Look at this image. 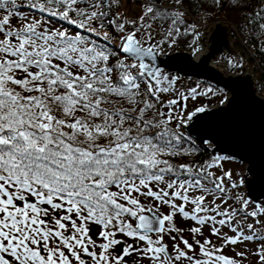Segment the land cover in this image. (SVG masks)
<instances>
[{
	"label": "trees",
	"instance_id": "obj_1",
	"mask_svg": "<svg viewBox=\"0 0 264 264\" xmlns=\"http://www.w3.org/2000/svg\"><path fill=\"white\" fill-rule=\"evenodd\" d=\"M65 1L0 0V11H24L49 24L73 29L72 23L86 31V36L78 38L51 36L71 48L68 56L60 49L44 47L42 36L35 31L21 32L18 35L22 38L38 43L35 51L45 50L29 59L17 57L21 52L15 50V58L0 61V213L7 212L5 218L13 224L8 229L1 227L0 234L13 239L19 228L33 229L29 225L36 219L35 213L28 212V219L11 218L14 205L10 202L15 196L45 201L38 206L32 203L36 209L29 207L38 215L42 209L74 206L88 221L104 222L105 231L119 234L118 215L125 211L114 202L112 192L124 186L148 189L166 182L188 191L206 184L219 203L237 204L234 211L215 205L218 216L213 218L218 223L225 222L222 215H228L229 221L234 216L253 217L238 206L243 203L233 192L236 186H217L212 173L217 163L213 164L185 133L167 96L137 68L134 79H127V64L120 61L125 55L117 50L108 22L111 15L114 30L121 37L140 18L138 24L144 33H139V38L153 36L164 50L186 51L196 47L200 31L216 22L225 23L234 48L260 82L264 97V0H162L163 5L133 9L132 26L124 18L128 13L114 0L109 1V12L103 0H96L101 10L96 17L98 28L86 25L95 6L77 0L75 5L81 10L69 9ZM119 2L127 7L125 0ZM179 7L186 12H180ZM57 57H62V64L79 67V75L54 64L51 59ZM224 64L227 66L226 61ZM227 68L230 72L238 70ZM202 86L210 89L202 104L215 105L226 95L209 82ZM148 194L152 197V190ZM183 211L180 217L186 231L206 224H195ZM246 229L253 239L264 240V232L251 223ZM43 238L48 240L47 234ZM182 239L192 242L189 234ZM181 249L185 255H194L189 243ZM211 260L229 264L221 258Z\"/></svg>",
	"mask_w": 264,
	"mask_h": 264
},
{
	"label": "rangeland",
	"instance_id": "obj_2",
	"mask_svg": "<svg viewBox=\"0 0 264 264\" xmlns=\"http://www.w3.org/2000/svg\"><path fill=\"white\" fill-rule=\"evenodd\" d=\"M80 1L95 6L86 25L98 28L96 17L101 12L99 4L96 0ZM119 1L114 0L117 5L119 4L122 12L128 13L125 14L124 18L129 26L134 23L132 19L133 9L142 8L145 10L153 6V4L148 3V0H125L127 7ZM65 3L69 9L81 10L75 5L77 0H66ZM163 3L165 2L163 1ZM105 9L109 12L108 6L106 7L105 5ZM25 14L24 11L19 10L0 11V50L4 51L0 53V61L7 60L9 57L15 58L18 50L21 54L16 56H23L25 59L31 58L38 52L41 55L43 50H45L35 51L38 43L34 40L22 38V36L18 35L21 32L31 33V31H35L42 36L40 40L43 41L44 47L60 49L66 56L70 54L71 48L67 44H61L60 41L53 39L51 36H64L65 34L74 38L86 36L84 28L76 27L72 23L69 25H72L73 29H65L59 23V25L56 23L49 24L39 16ZM111 20L109 17L108 25L112 27L110 35L115 38L118 47L120 46L119 39L121 37L124 38L128 33L136 31L133 37L142 46L150 49H159L160 52L166 54L183 50L181 48L164 50L161 42L155 40L153 36L143 35V38H139L138 34L144 33V30H142L138 22L135 27L120 37L115 32ZM194 48L196 50L202 48L200 37L198 38V44ZM123 57L120 61L127 64V79L130 81L136 76L137 62L127 56ZM51 60L60 68L79 75L77 73L80 72V68L62 64L61 61H64L62 57ZM225 61L228 67L232 66L238 69L232 73H251L244 65V60L239 65L234 59L222 58L221 65L228 70L224 64ZM137 71L142 74L139 69ZM254 79L259 82L255 76ZM203 83L204 81L198 82L187 78L182 80L178 76L176 84L171 91H162L167 96L171 108L176 112V116L180 119V124H184L188 115L194 110L202 107H216L229 96L224 91L226 95L219 103L215 105L202 104L210 90L203 87ZM227 159L216 165V168L212 170L213 176L218 182L217 186L226 188L236 186L233 192L241 198V203H243L238 206L245 209L253 217L246 218L241 216L238 218L234 216L229 221L228 215H222L223 219L221 220H225V222H216L213 218V216H218L216 214L217 211H215V205L217 208L221 206V210L234 211L237 208V204L219 203L220 201H216L217 197L213 193H209L210 186L206 184L198 185L196 190L192 191L183 189L177 184H171V182L156 184V186H161L162 189L156 186L144 189L135 185L136 187L124 186L118 191L114 190L112 192L114 202L121 206V210L125 211L129 216L132 214L137 215L138 213V215H149V212H152L163 219L165 228L160 234L147 235V238H140L141 236L138 237L136 233L130 232L137 227L136 221H133L131 216L119 220L121 227L126 231L130 230L129 232L111 234L103 229L104 222L88 221L85 214L74 206H61L58 211L56 206L42 209V212L38 215V212H33V210L29 209V207H32L31 201L24 197L15 196L13 200L14 207L11 209L12 213L9 211L11 218L17 220L28 219L31 217L28 212L31 214L35 213L34 215H37V217L32 219L34 223L30 222L31 225L34 224L33 226L28 224L33 229L28 228V226H24L25 229L19 228L15 232L16 234L13 233L17 238L16 240L11 241L9 245L4 242L5 245L3 247L0 245V258H2L1 256L4 253L5 256H8L6 260L4 259L7 264H23L21 261H16L19 258L15 255L17 253L14 247L20 246L24 248L36 245V249L41 253L37 262H48L49 264H218L215 260H211V257L227 260L229 264H264V240L253 239L254 236L249 235L246 229L247 224L251 223L252 227L264 232V211L249 203L245 198L243 188L239 186V179L245 171V166L235 160ZM151 190L152 197L148 194ZM153 195H156V198ZM158 197H161L162 200H159ZM32 200L35 202V199ZM183 209L186 210L183 211L185 214L193 216L192 219H194L195 224L199 220L206 224L202 227L195 225L194 229L190 228L186 231L185 228L187 229V227L183 224L179 214ZM7 215L8 213L4 211L0 213V228L8 229L13 225L10 219L7 220L5 218ZM43 233L47 234L48 240L43 238L42 241ZM5 234H0V244L3 242ZM188 234L191 236L192 242L188 239L183 241L182 237H186ZM18 237L20 238L18 239ZM28 241L33 245H29ZM204 242H209L210 244L206 246ZM161 243L165 245L169 252L174 253L175 257L171 259L161 255ZM185 243H189L191 252L194 255L188 256L182 252L181 245ZM11 248L13 249L11 250ZM183 251L187 253L185 250ZM6 253L10 254L11 257ZM50 253H55L56 258L52 260ZM89 253L93 254L97 260L90 259L88 257ZM195 253L198 254L197 256L202 257H196Z\"/></svg>",
	"mask_w": 264,
	"mask_h": 264
},
{
	"label": "water",
	"instance_id": "obj_3",
	"mask_svg": "<svg viewBox=\"0 0 264 264\" xmlns=\"http://www.w3.org/2000/svg\"><path fill=\"white\" fill-rule=\"evenodd\" d=\"M104 1L107 7L108 0ZM148 3L160 5L161 0ZM200 39V49L166 54L140 45L129 35L119 39V50L136 61L147 80L164 92L171 91L177 76H182L209 82L229 95L216 107L191 112L182 127L208 153L210 160L229 158L245 165L239 186L246 200L264 211V98L259 94L260 83L249 72L233 74L221 65L224 57L239 65L243 63L232 45L228 25L216 22L201 32ZM137 223L141 232L154 235L162 232L163 221L152 212L140 216Z\"/></svg>",
	"mask_w": 264,
	"mask_h": 264
},
{
	"label": "bare ground",
	"instance_id": "obj_4",
	"mask_svg": "<svg viewBox=\"0 0 264 264\" xmlns=\"http://www.w3.org/2000/svg\"><path fill=\"white\" fill-rule=\"evenodd\" d=\"M214 25V24H213ZM232 41V40H231ZM197 55V54H196Z\"/></svg>",
	"mask_w": 264,
	"mask_h": 264
}]
</instances>
